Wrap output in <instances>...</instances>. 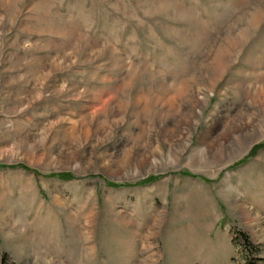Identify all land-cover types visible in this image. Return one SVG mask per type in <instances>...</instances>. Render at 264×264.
<instances>
[{
  "label": "rangeland",
  "instance_id": "1",
  "mask_svg": "<svg viewBox=\"0 0 264 264\" xmlns=\"http://www.w3.org/2000/svg\"><path fill=\"white\" fill-rule=\"evenodd\" d=\"M117 240L264 264V0H0V264Z\"/></svg>",
  "mask_w": 264,
  "mask_h": 264
},
{
  "label": "crops",
  "instance_id": "2",
  "mask_svg": "<svg viewBox=\"0 0 264 264\" xmlns=\"http://www.w3.org/2000/svg\"><path fill=\"white\" fill-rule=\"evenodd\" d=\"M143 245V244H142ZM138 248V247H137ZM140 251L142 254H140ZM144 247L137 250V253L134 254L131 253L129 250V243L126 240H117L114 244L109 245V252L107 255L103 258H97V257H91L89 259V264H94L96 261H99V259H102L103 264H132L131 259L134 257L133 255H141V258L143 257L144 260H142L141 264L145 263V255L143 253ZM73 264H83L79 260L76 261V263ZM87 264V263H85Z\"/></svg>",
  "mask_w": 264,
  "mask_h": 264
},
{
  "label": "trees",
  "instance_id": "3",
  "mask_svg": "<svg viewBox=\"0 0 264 264\" xmlns=\"http://www.w3.org/2000/svg\"><path fill=\"white\" fill-rule=\"evenodd\" d=\"M53 175L62 176L63 174L61 173V174H53ZM64 177H67V176H64ZM239 233L241 234V237H242L245 245H250V242H249L247 235L244 232H239ZM261 259H264V258L261 257ZM247 264H255V263L254 262H248Z\"/></svg>",
  "mask_w": 264,
  "mask_h": 264
}]
</instances>
